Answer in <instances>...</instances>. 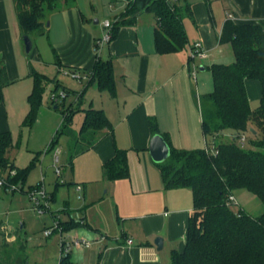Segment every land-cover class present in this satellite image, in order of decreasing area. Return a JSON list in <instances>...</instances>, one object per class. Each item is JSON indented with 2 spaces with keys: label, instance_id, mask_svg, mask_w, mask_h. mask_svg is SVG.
I'll return each mask as SVG.
<instances>
[{
  "label": "crops",
  "instance_id": "crops-1",
  "mask_svg": "<svg viewBox=\"0 0 264 264\" xmlns=\"http://www.w3.org/2000/svg\"><path fill=\"white\" fill-rule=\"evenodd\" d=\"M118 1L121 2L113 0ZM187 3L191 6L192 16L189 14L184 19L189 38V45L184 50L159 54L154 42L157 22L155 25L153 19L145 20V14H142L136 24L123 27L117 38L99 51L102 54L104 50L113 60L116 96L100 91L96 85H91V89L85 85L82 91L73 90L79 108L87 103L88 108L103 110L114 128L113 133L109 130L99 132V141L82 153L91 150L103 172L104 163L115 155V147L127 151L130 177L110 181L103 174L99 176L97 171L94 176L83 175L80 182L72 183V196L70 193L67 196L65 190L64 198L61 195L58 201L53 192L52 200L63 207L60 208L61 216L65 217L60 218L61 222L78 217L83 220L63 231L64 239L68 242L74 238L88 241L72 247L66 264H171V253L182 251L186 245L193 213V193L189 188L165 189L161 171L150 155L149 145L154 135L149 120L155 119L159 134L168 135L175 148H209L199 100L201 95L213 91L209 67L234 60L230 44L220 43L228 15H233L231 20L235 23L259 24L264 21V0H187ZM123 4L117 15L126 8V3ZM71 7L53 13L57 17L53 53L58 71L90 69L96 61L95 47L100 38L85 27L78 5ZM196 41L207 51V57L199 59L202 60L200 73L189 57L190 45ZM23 42L14 0H0V61L6 63L14 83L27 80L19 87V94H16L19 100L12 106L22 123L30 110L28 97L34 87L32 69L45 74L27 60ZM39 52L35 55L37 62L41 59ZM56 55L60 65L56 63ZM22 59L27 66L24 74L19 69ZM192 65L196 66L195 70ZM245 84L253 107L254 102H260L261 85L249 79ZM82 92L83 98L79 101L77 94ZM9 107L4 95L0 101V132L12 133ZM70 107L75 109L72 104ZM85 107L82 108L84 118L88 109ZM39 124L41 120L37 119L33 126ZM57 124L53 125L51 133ZM78 185L83 187L82 191L75 188ZM72 213H76V217ZM53 233L57 235L58 231ZM5 237V246L16 242L15 236ZM158 237L163 239L161 249L155 244ZM61 240L47 241L46 248L50 247L52 253L41 256L42 264H61Z\"/></svg>",
  "mask_w": 264,
  "mask_h": 264
},
{
  "label": "trees",
  "instance_id": "trees-1",
  "mask_svg": "<svg viewBox=\"0 0 264 264\" xmlns=\"http://www.w3.org/2000/svg\"><path fill=\"white\" fill-rule=\"evenodd\" d=\"M60 1L76 0H14L22 36L44 33L45 9H54ZM183 1L185 4L182 5L181 0H130L124 11L111 21L109 43L117 38L123 27L136 24L140 15L151 14L157 22L154 30L156 51L170 54L184 50L189 45L184 17L192 16V9L187 0ZM98 41L93 67L69 68V71L80 72L86 76L87 86L96 85L100 91H108L115 97L113 60L99 53ZM220 43L230 44L235 61L209 67L213 91L199 100L203 132L210 150L216 149L218 153L215 155L206 149H178L172 146L168 135H163L171 149L170 156L157 163L165 189L189 188L193 193V213L189 219L186 245L182 251L171 253V264H264V213L254 217L244 210L235 212L230 207V197L239 189L257 196L264 206V21L254 24L228 20ZM56 63L60 65L57 55ZM6 75V69L0 66V101L3 100ZM31 75L34 87L28 97L30 110L23 121L25 127L34 125L48 84H55L53 92L61 87L66 94L69 93L57 78H49L34 69ZM248 79L261 85V98L256 109H252L247 94L245 83ZM82 98L83 92L77 94L79 101ZM52 102L59 107L58 103ZM75 113L72 107L64 113L62 125L50 148L57 143L59 135L72 134ZM149 123L152 134H159L155 119L150 118ZM103 130L111 133L114 130L104 111L93 107L86 109L79 137L85 138L91 133L93 140L85 149L98 142L96 137ZM225 130H233L236 135L230 142H218ZM247 132L252 138L248 139V146H242L238 139ZM12 147V133L0 132V178L6 172L7 181L20 184L23 190L22 185L35 161L29 167L17 168L8 156ZM13 170L16 174L11 176ZM103 176L110 181L130 177L127 151L115 147V155L103 165ZM81 221L82 218H72L59 224L62 231H67ZM67 260L68 256L63 257L61 264H66Z\"/></svg>",
  "mask_w": 264,
  "mask_h": 264
},
{
  "label": "rangeland",
  "instance_id": "rangeland-1",
  "mask_svg": "<svg viewBox=\"0 0 264 264\" xmlns=\"http://www.w3.org/2000/svg\"><path fill=\"white\" fill-rule=\"evenodd\" d=\"M181 1L182 5L185 4L183 0ZM123 2L125 3L122 0L121 2H113V0H76L68 3L60 1L54 9H45L44 33L33 34L30 37L32 40V49L30 52H27L25 49V57H27V60L33 68L47 74L51 78H57L69 90V93L63 96V88L60 87L57 91L53 92L55 84L50 83L47 85L43 95L44 105L42 104L37 114V119L41 120V124L37 126L25 127L21 121L22 119H19L17 115L15 116V109L12 106L13 103L19 100L17 98L19 87L24 85L27 80L14 83L13 77L8 74L6 63L0 61V66L6 69L7 74L4 79L6 85L2 93L3 97L6 95V101L8 100V104L11 106L9 107V111L14 145L8 151V156L20 168L29 167L32 165V160L35 161V164L30 167L24 185H22L23 190L12 191L9 187L8 191L5 192V188L0 185V264H42L40 261L41 256L46 257L52 253L50 247L46 248L47 241H55L64 237L59 232L57 235L52 233L49 238L45 235V231L51 229L55 225V222L65 217L61 216L63 212L60 211V208L63 207L55 204L51 199L53 192H55L57 200L59 201L65 190L67 193H64L67 196H69V193L72 196V183L80 182L79 178L83 175L92 174L91 176H94L97 171L99 176L103 174L100 163L97 162L96 156L91 153V150L82 153V150L91 144L93 135L89 133L85 138L79 137V131L84 118L82 108L83 105H86L85 108H88V105L87 103H83L81 104L82 108H79L76 103V94H74L73 90L82 91L87 80L73 78L71 74H68V68L65 69L67 71H58L54 64L53 48L55 47V43L53 44V42L55 41L53 36L56 32L54 30L56 29L57 17L53 13L54 11L56 12L76 4L81 12L85 27L93 31L95 37L99 36V38H103L106 31L102 24L106 20H114L117 13L125 5ZM143 18L150 21L153 19L156 25V19L151 14H145ZM97 20L99 23L96 22ZM185 23H187V19ZM38 50H40L39 53L41 55L40 62H37L35 59ZM102 56L104 58L108 57L104 50H102ZM234 61L235 57L231 63ZM21 62L19 69L20 73L24 74L27 71V66L26 64L24 66L23 59ZM194 63L198 66L197 71L200 73L199 69L202 65V60L196 59ZM208 75L211 77L210 71H208ZM91 88L92 86H90ZM53 93L58 97L59 107L57 104H53L51 100ZM71 104L76 110L73 117V124L71 125V129H73L72 134L69 136L59 135L57 143L50 148V144L63 122L64 113L69 110ZM258 105L259 102H254L252 108L256 109ZM57 122V127L51 133L53 125ZM32 128L33 130L30 133V129ZM235 135V131L225 130L217 141L230 142ZM246 136L247 139L244 146H248V139L252 138L249 132H247ZM97 139L99 141V135L98 138L96 137ZM57 150H59L58 155ZM57 157L59 158L58 161ZM2 177L7 178L6 172L2 174ZM16 185L19 186L20 184ZM39 185L42 186L46 193L45 196L39 197L40 203L43 205L42 207H36L34 199L30 196L32 187H38ZM63 195L62 198H64ZM233 197L235 200L230 204L233 211L238 212L244 210L254 217L261 216L264 213V206L260 199L249 191L245 189L235 190ZM37 209H42L43 213H40ZM72 216L76 217V213H72ZM5 235L15 236L16 242L5 246Z\"/></svg>",
  "mask_w": 264,
  "mask_h": 264
},
{
  "label": "built area",
  "instance_id": "built-area-1",
  "mask_svg": "<svg viewBox=\"0 0 264 264\" xmlns=\"http://www.w3.org/2000/svg\"><path fill=\"white\" fill-rule=\"evenodd\" d=\"M122 1H125L126 4H128L130 2V0H122ZM171 1H175V0H171ZM228 18L229 20L233 19V15H228ZM103 28L105 29V34L103 36V38H100L99 41H98V44L100 45V48H102L104 45H106L107 43H109V41L111 40V28H112V22L110 20H106L103 24H102ZM189 57H190V60L192 62H194L196 59H203V58H206L207 57V51L206 49L204 48L203 44L199 41H196L194 43H192L190 45V52H189ZM194 70L196 69V66L194 65L193 66ZM68 74H71V76L73 78H76V79H86V76L82 75L80 72L76 71V72H70ZM63 96L66 95V93L63 91L62 93ZM51 100L52 101H55L58 103V97L56 94H52V97H51ZM247 137L245 134H243L239 139V143L244 146V143L246 141ZM206 151L207 152H213L215 153V155L218 153L217 150H210V148H206ZM57 152V155L59 154V150L56 151ZM59 160V158L57 157V161ZM16 174V172L13 170L10 172V175L11 176H14ZM0 185L3 186L4 188H6V190L8 191V188L10 187L12 191H15V190H19L21 189V186L19 185H15V184H10L6 178H0ZM77 189L79 191H82L83 187L81 185H78L77 186ZM30 196L32 199H34L35 203H36V207H42L43 205L40 203V196H45L46 193H45V190H43L42 186H38V187H35V188H32V191H30ZM235 198L233 197V195L230 197V201H234ZM230 202V203H231ZM37 211H39L40 213H43V210L42 209H37ZM78 219H80V217H78ZM60 221H57L55 222V225L45 231V235L49 236L51 235L54 231H58L60 232L61 234L63 233L62 231V228L60 227V224H59ZM82 222V221H81ZM61 258L63 257H66L70 254L71 252V249L73 246H79L81 244H86L88 243V241L86 239H82V238H74L71 242H68L64 239V237L61 238ZM129 242H132L131 240H129Z\"/></svg>",
  "mask_w": 264,
  "mask_h": 264
},
{
  "label": "water",
  "instance_id": "water-1",
  "mask_svg": "<svg viewBox=\"0 0 264 264\" xmlns=\"http://www.w3.org/2000/svg\"><path fill=\"white\" fill-rule=\"evenodd\" d=\"M98 22V21H96ZM23 41L25 44V49L27 52H30L32 49V40L29 36H24ZM150 155L155 163H162L164 162L171 153V149L165 138L160 135L156 134L152 137L149 145ZM155 244L158 246L159 249L163 247V239L158 237L155 240Z\"/></svg>",
  "mask_w": 264,
  "mask_h": 264
}]
</instances>
